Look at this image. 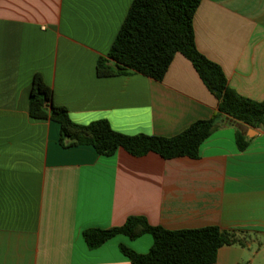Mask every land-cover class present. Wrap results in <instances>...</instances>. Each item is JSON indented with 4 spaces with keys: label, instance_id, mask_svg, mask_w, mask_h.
Segmentation results:
<instances>
[{
    "label": "crops",
    "instance_id": "crops-1",
    "mask_svg": "<svg viewBox=\"0 0 264 264\" xmlns=\"http://www.w3.org/2000/svg\"><path fill=\"white\" fill-rule=\"evenodd\" d=\"M134 0H0V264H131L124 245L147 254L154 240L119 235L90 250L83 233L146 217L167 230L217 226L244 245L215 264H264V131L219 125L200 157H134L119 149L63 148L60 125L30 117L33 78L79 125L106 120L128 136L175 137L209 120L218 100L177 54L163 81L97 75ZM197 49L229 86L264 101V0H202ZM249 138L244 151L237 130Z\"/></svg>",
    "mask_w": 264,
    "mask_h": 264
},
{
    "label": "trees",
    "instance_id": "trees-1",
    "mask_svg": "<svg viewBox=\"0 0 264 264\" xmlns=\"http://www.w3.org/2000/svg\"><path fill=\"white\" fill-rule=\"evenodd\" d=\"M201 1L134 0L108 55L97 62V75L103 78L136 73L161 82L175 56L181 54L192 63L218 100V111L211 119L198 121L172 138L128 136L115 131L106 120L79 125L72 121L66 108L53 103V91L41 74L33 78L30 117L58 123L63 148L88 145L106 157L123 149L134 157L155 153L165 160L198 159L202 144L219 125H239L264 131V101L240 96L229 86L222 68L197 49L194 17ZM236 141L240 151L250 144L249 138L239 129ZM146 234L154 240L147 254L120 246L131 264H215L221 248L244 245L234 231L217 226L167 230L151 225L143 216H131L120 227L90 229L83 236L88 248L96 250L119 235L136 240Z\"/></svg>",
    "mask_w": 264,
    "mask_h": 264
}]
</instances>
